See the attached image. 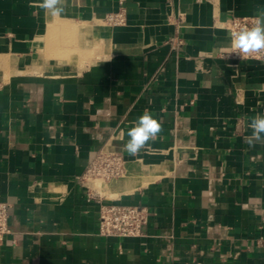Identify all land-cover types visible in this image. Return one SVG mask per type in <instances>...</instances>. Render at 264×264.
Returning <instances> with one entry per match:
<instances>
[{
    "label": "crops",
    "instance_id": "crops-1",
    "mask_svg": "<svg viewBox=\"0 0 264 264\" xmlns=\"http://www.w3.org/2000/svg\"><path fill=\"white\" fill-rule=\"evenodd\" d=\"M41 5L0 0V264H264V61L227 32L264 0ZM146 110L161 131L130 156ZM98 152L124 161L115 190L85 178ZM97 197L144 207L142 235L100 236Z\"/></svg>",
    "mask_w": 264,
    "mask_h": 264
},
{
    "label": "built area",
    "instance_id": "built-area-1",
    "mask_svg": "<svg viewBox=\"0 0 264 264\" xmlns=\"http://www.w3.org/2000/svg\"><path fill=\"white\" fill-rule=\"evenodd\" d=\"M104 21L112 26H121L125 23L122 11L108 14ZM256 18H233L228 23L227 32L231 40V33L253 26ZM230 56L242 61H264V50L243 55L231 48ZM124 161L120 156L108 155L98 152L88 163L85 178L113 179L123 173ZM90 197L91 195L88 194ZM97 232L103 237L137 238L142 235V230L147 224L148 213L144 207L106 203L97 199ZM9 205L0 202V241L9 233L8 228Z\"/></svg>",
    "mask_w": 264,
    "mask_h": 264
},
{
    "label": "clouds",
    "instance_id": "clouds-1",
    "mask_svg": "<svg viewBox=\"0 0 264 264\" xmlns=\"http://www.w3.org/2000/svg\"><path fill=\"white\" fill-rule=\"evenodd\" d=\"M41 7L54 17L62 15L65 11L63 0H42ZM231 46L243 55L264 50V10L257 12L253 26L231 33ZM248 128L251 134L246 138V142L250 146L264 142V115L257 113L251 117ZM160 131L159 121L150 111H144L127 131L125 150L130 156H136Z\"/></svg>",
    "mask_w": 264,
    "mask_h": 264
},
{
    "label": "rangeland",
    "instance_id": "rangeland-1",
    "mask_svg": "<svg viewBox=\"0 0 264 264\" xmlns=\"http://www.w3.org/2000/svg\"><path fill=\"white\" fill-rule=\"evenodd\" d=\"M119 177H116L113 179H91V182L94 184L96 188H99V187L102 188V187H107V186H113ZM97 184L99 185V187ZM115 188H112V190H115ZM97 199H99V197H97Z\"/></svg>",
    "mask_w": 264,
    "mask_h": 264
},
{
    "label": "bare ground",
    "instance_id": "bare-ground-1",
    "mask_svg": "<svg viewBox=\"0 0 264 264\" xmlns=\"http://www.w3.org/2000/svg\"><path fill=\"white\" fill-rule=\"evenodd\" d=\"M98 185V184H97ZM98 187H99V185H98ZM109 189H111L112 190V188H115V186H107ZM100 188V187H99ZM98 188V189H99Z\"/></svg>",
    "mask_w": 264,
    "mask_h": 264
}]
</instances>
